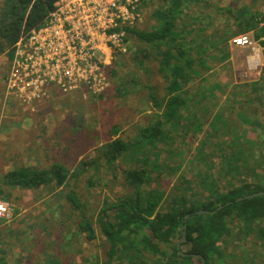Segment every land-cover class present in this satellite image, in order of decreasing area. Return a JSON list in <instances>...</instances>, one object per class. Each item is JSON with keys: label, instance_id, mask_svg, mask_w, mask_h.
I'll return each instance as SVG.
<instances>
[{"label": "rangeland", "instance_id": "rangeland-1", "mask_svg": "<svg viewBox=\"0 0 264 264\" xmlns=\"http://www.w3.org/2000/svg\"><path fill=\"white\" fill-rule=\"evenodd\" d=\"M2 1L0 0V4ZM139 2L137 12L140 15L136 16L134 23L130 26L153 30V27L161 20L158 12L165 8L166 2L163 0H140ZM187 3H192L190 13L184 12L181 21H188L190 26L183 30L180 39L187 40L190 46H196L195 50L200 53L195 51L192 53L202 58L199 66L197 65V78L190 82L185 95L187 104H195L196 108L210 113L224 105L223 114L229 120L230 129L232 128L234 132L237 129H244L250 135L257 134L264 138V126L257 122H247L237 115L238 110H245L251 119L264 122V85L259 81L264 75L262 70L264 46L254 38V32L264 24L259 15L264 11V0H194L193 2L190 0ZM255 13L257 17L252 19ZM249 20L254 22L257 20L256 26L246 33L236 35L234 32H239ZM244 34L250 36L252 44L237 45L232 41L233 38ZM178 38L176 42L183 45ZM225 39H228L227 43L221 42L218 45ZM137 41L139 42L138 37L134 34L127 51L129 57L133 56L134 50L137 49ZM199 43H201V48L197 47ZM144 44L143 42L142 46ZM224 46L228 50L224 51ZM236 48L244 54L246 48L251 49L246 54L247 67L244 66L243 53L236 51ZM160 55L161 53H157L156 57L160 58ZM116 57H118L117 54L113 59ZM137 60L136 57L131 58L130 66L125 67V73L122 72L126 86L118 90L120 91L118 94L113 91L114 84L111 81L112 88L111 90L109 88L105 94L84 96L83 93H79L55 97L52 99V101L55 100L52 104L45 105H51L48 112L40 111V107L41 110L44 109L41 104L36 111L27 110L20 105L21 115L28 119L24 120L25 122L18 121L21 124L19 132L10 130L13 135L0 139V148L6 142L7 144H21V147L15 151L16 154L11 161L0 158V184L9 189L5 184V174L19 166L41 169L50 168L54 163L60 162L70 171L68 180L60 187L51 188L43 185L35 190L14 188L10 191L11 200L6 202L12 208L13 214L9 218H0V264L109 263L107 252L110 244L99 227L97 215L103 208H108L107 213L110 219L114 218L116 213L113 208L114 203L119 199L128 200L130 196H134V193L124 187L122 182L126 172L117 168L119 163L114 162L113 166H101L97 163L93 167L88 166L89 171L84 172L81 171L80 163L84 159L91 158L98 147L108 141L111 137L110 130L114 126H119L120 131L117 135L112 134V138L121 135L124 140L131 138L136 142L143 128L148 127L153 121V114L158 112L163 115V106L170 96V86L174 75L170 72L167 76L166 72H161L158 63L154 68L148 63L151 67L148 69L147 66L138 64ZM172 63H176V60H172ZM8 67L7 58L0 56L1 81L5 82ZM207 67L212 68L211 70L214 68V70H206ZM207 73H211L208 75V78L211 76L209 83L203 79ZM130 74L137 78L131 79ZM211 81L216 86L211 84ZM255 82H259L258 89L260 90L257 89L253 93L255 99L252 102L253 106L249 107L243 104V100L251 84ZM227 83H230L229 87ZM211 85L214 86L213 91L209 90ZM234 86L237 88L234 89ZM190 90L194 94H190ZM100 95L103 96L102 99L99 98ZM162 97L165 99L161 100ZM195 97L197 98L192 103ZM145 98L147 99L144 100ZM46 101L50 102V100L43 102ZM229 102L234 103L232 108H228ZM182 114L184 116L185 111ZM171 117V120L162 119H165V130L169 140L176 139V141L174 144L160 141L157 149L153 150L155 154L153 155L150 151L151 161L155 160L163 167L155 169L150 166L153 179L150 183L143 185L144 190L162 192L160 210L166 212L172 206L171 197L179 196L178 186L183 182L182 174H184L186 179L193 180L191 185L187 182L189 193L190 189L194 191V195L200 201L205 199L218 201L217 192H211L200 184L199 177L191 171V168L204 165V172L209 175L207 178L214 179L215 182L219 181V163L222 161V156L220 145L217 142L223 134L229 131L227 124L219 125L221 128L219 133L216 134L213 130L209 139L200 142L199 139L203 138L212 126L206 124L196 136L192 137L189 134L186 137L184 132L187 127L190 128L189 120L180 124L176 116ZM102 118L110 122L105 123ZM169 147L170 149L173 147L176 151L183 150L182 158L180 159L174 153L171 154ZM137 148L131 147L132 152L137 153L140 147L137 146ZM155 155H158L157 158L154 157ZM192 159L194 162L190 163ZM96 168L100 170L97 171ZM107 169L111 174L105 173ZM112 171L119 173L116 179L113 178ZM259 171L261 173V170ZM262 172L264 174V170ZM93 174L97 175L92 176ZM90 178H92L93 185H90ZM242 182L236 183L240 185ZM216 186L220 191L230 189L227 182L216 183ZM210 187L214 188L212 184ZM70 188H74L85 201L86 212L92 218L96 231V236L92 239H88L87 234L80 229L81 213L70 207L66 197ZM159 195L156 194V196ZM105 218L104 216L101 221L103 222ZM247 227L246 223L237 222L234 233L229 237L225 236L227 243L224 244L227 251H233L236 255L229 261L226 258L227 260L221 263L214 261V264H264V238L254 231L256 224L251 227L254 232L250 235L243 232ZM239 234L241 238L238 237ZM178 236L174 239L177 246L182 238L180 234ZM137 248L141 255L146 252L143 244H137ZM187 248V244L181 245V250L186 251ZM116 254H120L119 256H122L126 263L131 262L130 255H134V263L138 262L141 256L137 255L133 249L124 250L121 244ZM150 256L159 257L162 260L161 264L170 259L156 253ZM248 256L252 258L251 261H246L245 258ZM109 261L112 262L111 264H118L117 256H110Z\"/></svg>", "mask_w": 264, "mask_h": 264}, {"label": "trees", "instance_id": "trees-1", "mask_svg": "<svg viewBox=\"0 0 264 264\" xmlns=\"http://www.w3.org/2000/svg\"><path fill=\"white\" fill-rule=\"evenodd\" d=\"M163 1L166 2L165 8L162 11L159 10V12L157 9L158 14L161 16L159 24H156L153 30H147L138 26L133 28L129 26L127 28L128 41L130 42L131 37L136 34L140 43L137 41V49L134 50L133 56L131 55L129 57L127 52V54L118 52L117 56L119 58L116 57L114 59L107 71L110 80L114 84V90H112L115 93L117 92V94L120 92L118 90L126 86V82L121 74L122 72L125 73V67L130 66L129 60L133 57L138 58V64L147 66V68H154L158 63L161 72H166L167 76L171 72L174 75V79L170 86V96L163 106V115L155 112L153 114V121L149 123L148 127L143 128L141 134L137 136L136 142L131 138L124 140L121 135L112 138V134L117 135L120 131L119 126H114L110 130L111 137L108 138V141L101 144L91 158L88 160L84 159L80 163L82 167L81 171L83 172L85 170L89 171L88 166L93 167L97 163L101 166H113L114 162L119 163L120 165L117 168L126 172L122 183L125 188H129L134 193V196H130L128 200L123 201L119 199V201L114 203L113 208L116 211L114 218L110 219L107 213L108 208H103L97 215L99 217V227L106 236L107 242L110 244L107 252L108 264L112 263L109 261L110 256H117L118 264H161L162 260L159 257L154 258L150 256L154 253L170 258L164 264H201L203 257L206 260V264L221 263L227 259L229 261L236 254L233 251H227V247L224 245L227 243L225 236L229 237L234 233L238 221L244 222L248 226L246 230H243L245 234L250 235L252 232L257 231L258 236L264 238V195L235 201L237 197L244 194L264 191V174L262 172L264 170V138L259 137L257 134L250 135L244 129H237L236 132L232 128L230 129L228 124L229 120L223 114L224 105H221L219 109L210 113L209 111L196 108L195 104H187V100H185L187 89H189L190 82L194 78H197V68L199 62L202 60L200 56H195L192 53L193 51L200 53L195 50L196 46H190L187 40L180 39L183 35V30L190 26L188 21H181V17H183L186 11L190 13L192 3H187L190 0ZM55 3L56 0H3L1 2L0 56L3 55L7 58L8 66L14 53L15 44L22 34L43 25L51 11L55 8ZM259 15H261V20L264 22V11L263 13H259ZM256 17L257 13L253 14L251 18L255 19ZM256 21L249 20L245 27L241 28L239 32L234 33L237 35L250 31L253 26H256ZM177 37L183 42V45L176 42ZM254 38L256 41H259L260 45L264 46V24L254 32ZM227 41L228 39L220 41L218 45L221 42L225 44ZM143 42L145 43L144 46H142ZM200 44L197 47L201 48ZM225 50L228 49L224 46ZM235 50L243 53V60H245L244 66L247 67L246 54L251 49L246 48L244 50L246 52L245 54L238 48ZM157 53H161L160 58L156 57ZM262 56L264 61V50H262ZM174 59L176 63H172ZM262 70L264 71V64ZM209 74L211 73L203 76V79L207 83H209L208 80L211 78V76L208 78ZM130 76L131 79L137 78L136 76L132 77L131 74ZM242 76L246 77L244 74ZM261 77L259 81L264 85V75ZM215 82L219 83V81ZM210 83L214 85L213 81ZM213 85L209 88L210 91H213L214 86H216ZM226 85L229 87L230 83ZM258 86L259 82L251 84V88L246 94L243 104H247L249 107L253 106L252 102L255 99L253 93L258 89ZM236 88L237 86H234V89ZM126 89L128 90L129 88ZM190 94L194 93L190 90ZM99 98L102 99L103 96L100 95ZM196 98L192 100V103L195 102ZM164 99L165 97L161 98V100ZM156 104L158 103L156 102ZM233 105V102H229L227 106L228 108H232ZM183 111H185L184 116L182 114ZM100 114L103 117V114ZM172 115L179 119L180 124L189 120L190 128L187 127L184 132L186 137L189 134L192 137L196 136L206 124L212 126L210 131H207L205 136L199 139L200 142L209 139L213 134V130L216 134L219 133L221 129L219 125L227 124L229 131L223 134L220 137V141L217 142L220 145V153L222 156V161L219 163L220 179L218 182H215L214 179L207 178L209 175L204 172V165L193 166L191 168V171H194L196 176L199 177L200 184L211 192H217L218 201L208 199L200 201L194 195V191L190 189L189 193L187 182L191 185L193 184V180L186 179L184 174H182L183 182L178 186L180 188L179 196H172L171 208L166 212H161L160 196H162V192H147V190H144L143 185L150 183L153 179L150 166L155 169H161L163 167L157 161H151L150 151L153 153V150L157 149L160 141L170 144H174L176 141V139L169 140L165 130V119L171 120ZM237 115L247 122H257L264 126V122L251 119L245 110H238ZM211 117L212 119L210 120ZM162 118L165 119L163 120ZM102 120L105 123L110 122L105 118H102ZM4 126L6 129L11 127V125L7 124ZM137 146L140 149L137 153H133L131 147L138 149ZM20 147L21 144H7L6 142L0 148V152H2L0 153V158L3 157L11 161L16 154V149ZM168 149L171 154L174 153L180 159L182 158L183 150L176 151L173 147L171 149L169 147ZM157 156L155 155L154 157L157 158ZM193 162V159L190 160V163ZM179 163L182 164V162ZM99 170L97 169V171ZM259 170H261V173ZM69 171L70 169L60 162L54 163L50 168L40 169L32 166L16 167V169L6 172L5 184L9 189H6L5 185L0 184V199L5 201L11 200L9 193L14 188L35 190L43 185L51 188L53 186L60 187L68 180ZM116 171H112L114 179L119 175ZM105 173L111 174L108 169ZM97 174H93L92 176ZM238 181L243 182L237 185L236 182ZM220 182H227L230 185V189L220 191L216 186V183ZM93 184L92 178H90V185ZM211 184L214 188L210 187ZM156 194L160 195L156 196ZM107 195L109 197V194ZM66 197L69 200L70 207L81 213V219L79 221L81 231L87 234L88 239L94 238L96 231L92 223V218L86 212L85 201L81 199L74 188L69 189ZM228 201L233 202L216 212L195 213L199 209H216L218 205ZM188 213L191 215L188 218L187 241L184 243L188 245V248L184 251L187 254H182L174 239L179 237L178 234H180V237L182 236L185 216ZM104 216L106 218L102 222L101 220ZM254 224H256V227L252 231L251 227ZM238 237L241 238L240 234ZM120 244L124 250H135L137 255H141L137 244H143L146 252L135 263L133 262L134 255H130L131 262L126 263L122 256H119L120 254H116L117 250L120 249ZM245 259L246 261H251L252 258L248 256ZM89 264L92 263L89 262Z\"/></svg>", "mask_w": 264, "mask_h": 264}, {"label": "built area", "instance_id": "built-area-1", "mask_svg": "<svg viewBox=\"0 0 264 264\" xmlns=\"http://www.w3.org/2000/svg\"><path fill=\"white\" fill-rule=\"evenodd\" d=\"M139 1L56 0L46 22L15 44L5 77L7 98L36 111L43 101L61 95L105 94L111 87L108 67L118 52L129 49L127 28L140 15ZM232 41L252 44L247 34ZM12 214L0 199V218Z\"/></svg>", "mask_w": 264, "mask_h": 264}, {"label": "crops", "instance_id": "crops-1", "mask_svg": "<svg viewBox=\"0 0 264 264\" xmlns=\"http://www.w3.org/2000/svg\"><path fill=\"white\" fill-rule=\"evenodd\" d=\"M54 101L50 100V102L48 101L42 102L41 105L44 106V109L41 110L40 107V111H42V113L44 111L45 112L50 111L48 109L50 108L51 105L50 106H45V105H49L50 103L52 104ZM19 107H21L19 102L16 99H14L13 96L7 98L5 82L0 80V139H4L7 138L9 135H13V132L10 130H17L15 132H19L21 130L20 128L21 124L19 123L21 121L28 119L24 115L23 116L21 115V111H19ZM5 124L11 125V127L6 129L4 126ZM16 151L18 150L16 149Z\"/></svg>", "mask_w": 264, "mask_h": 264}, {"label": "water", "instance_id": "water-1", "mask_svg": "<svg viewBox=\"0 0 264 264\" xmlns=\"http://www.w3.org/2000/svg\"><path fill=\"white\" fill-rule=\"evenodd\" d=\"M259 195H264V191H257V192H252V193L244 194L242 196L237 197L235 199V201H241V200L248 199V198H252V197H255V196H259ZM232 202L233 201H228L226 203H223V204L219 205L216 209H213V210H209V209H199L195 213L216 212V211L222 209L223 207L231 204ZM190 215L191 214L188 213L185 216V225H184V230H183L182 238H181V240L178 243V248H179V250H180V252L182 254H187L186 252H184L183 250H181V245L187 241L188 218L190 217ZM201 264H206V260H205L204 257L202 258Z\"/></svg>", "mask_w": 264, "mask_h": 264}]
</instances>
